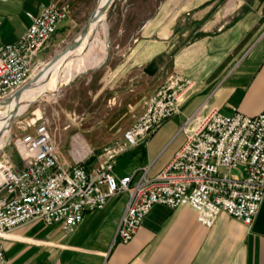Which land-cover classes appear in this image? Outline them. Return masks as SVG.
<instances>
[{"label": "crops", "instance_id": "1", "mask_svg": "<svg viewBox=\"0 0 264 264\" xmlns=\"http://www.w3.org/2000/svg\"><path fill=\"white\" fill-rule=\"evenodd\" d=\"M47 1L0 0V41H15L28 25L26 13L37 14ZM55 1L67 7L68 15L59 22L43 60L58 36L80 25L70 42L76 37L97 3ZM91 4L86 19L78 21L84 13L76 11ZM105 24L100 36L106 56L112 51L124 58L120 65L93 66L100 70L91 77L100 85L94 97L104 95L110 101V115L118 111L119 88L120 106L133 103L135 59L142 69L152 59L163 60L158 73L141 84L145 95L137 117L161 70L194 81L178 101V114L164 121L146 143L116 159V176L138 175L146 166L147 176L154 177L183 143L178 132L191 116L199 120L210 109L225 115L237 109L254 116L264 109V0H114ZM66 146L57 142L60 160ZM127 198L117 194L102 209L87 213L72 234L41 220L13 229L11 237L1 241L4 264H101L104 257L110 264H264V196L249 225L221 212L205 227L188 207L154 205L132 239L122 244L113 241Z\"/></svg>", "mask_w": 264, "mask_h": 264}, {"label": "built area", "instance_id": "2", "mask_svg": "<svg viewBox=\"0 0 264 264\" xmlns=\"http://www.w3.org/2000/svg\"><path fill=\"white\" fill-rule=\"evenodd\" d=\"M67 15L66 6L48 0L37 14L26 13L28 25L15 41H0V102L43 66V52ZM193 86L189 77L167 75L119 139L99 149L83 142L77 152L71 138L64 160L47 123L35 117L12 139L14 154L0 153V264L5 263L1 241L10 238L13 229L41 220L72 234L87 213L121 193L128 198L113 242L130 241L154 205L188 207L205 227L221 212L249 225L264 196V109L254 116L237 109L228 115L210 109L199 120L191 116L178 132L183 143L154 177L147 176L146 166L138 175L118 177L114 172L120 155L146 143L164 121L178 114V101ZM236 169L239 175L231 176ZM101 264L110 263L104 257Z\"/></svg>", "mask_w": 264, "mask_h": 264}, {"label": "rangeland", "instance_id": "3", "mask_svg": "<svg viewBox=\"0 0 264 264\" xmlns=\"http://www.w3.org/2000/svg\"><path fill=\"white\" fill-rule=\"evenodd\" d=\"M93 6L94 4H91L88 9L76 11V15L84 13V15L80 18L78 17L77 20L81 22L85 20ZM79 27L80 25L74 26L70 31L63 33L62 36H58L57 39L54 40L53 44L48 48L44 59L45 61L43 62H47L56 53L63 50L67 43H69L75 36ZM102 33H104V31H99L98 34V38L101 41H103L101 38ZM91 34L92 39L89 38V44L91 41L92 43L94 42L96 31L93 30ZM61 39L62 42H59ZM95 51L99 53L100 49L95 48ZM104 52L105 54L103 59L96 66H116L122 64L121 62L124 59L123 57L112 51H110L106 56L105 48ZM71 58H75V56H71ZM155 59L157 60V65L163 63L161 58ZM138 60L139 59H135L133 61L135 65L133 74L135 81L134 95L132 99L133 103L131 106H120V95H122V89L120 90L119 88L118 111L116 114H113L112 112L110 115V101L105 99L104 95L101 98L97 96L94 97V92L100 87V85L97 82L98 80L91 77L94 76L95 72H99L100 70L96 67H91V69L76 74L68 83L62 82L59 92L54 100L47 96L39 98L36 101H32L23 113L15 116L9 126V142L3 147L0 153L13 152L14 154L12 139L16 135H19L28 129L35 117H41L39 122L44 121L47 123V128L51 133L53 140H56V144L57 142L59 144H67L66 148L62 150V156L64 159H67V149L69 148V141L71 138H74V144L77 139L76 137H78L82 142L92 148L119 139L122 131L126 129L137 117L145 95V90H142L141 84L145 85V78L149 75L143 72L141 66L137 65ZM157 73L158 70H156V72L149 77L152 78ZM166 76V69L161 70L158 81L153 84L150 90L152 91V89H154ZM121 79L123 80L124 77ZM75 149L78 152L79 147ZM230 174L231 176L236 177L238 172L237 170H232Z\"/></svg>", "mask_w": 264, "mask_h": 264}, {"label": "bare ground", "instance_id": "4", "mask_svg": "<svg viewBox=\"0 0 264 264\" xmlns=\"http://www.w3.org/2000/svg\"><path fill=\"white\" fill-rule=\"evenodd\" d=\"M107 0H97L96 6L102 7ZM105 15L102 14L99 19L90 27L88 38H85L76 54H66L59 58L37 82H30L20 95L21 103L15 105L13 100H3L0 102V148L9 138V128L6 127L7 119L15 111V116L23 113L32 101H36L42 97H50L55 99L62 82L68 83L76 74L85 71L88 68L96 66L104 57V43L99 37V31H105ZM95 30V41L89 44V36ZM92 39V38H91ZM88 44L87 50L81 53L85 44ZM99 48V53L95 51ZM75 56V58H71ZM46 62L43 63V66ZM64 84V83H63ZM15 109V110H14ZM74 149L79 147L78 152L83 148V142L76 137ZM76 150V149H75Z\"/></svg>", "mask_w": 264, "mask_h": 264}, {"label": "water", "instance_id": "5", "mask_svg": "<svg viewBox=\"0 0 264 264\" xmlns=\"http://www.w3.org/2000/svg\"><path fill=\"white\" fill-rule=\"evenodd\" d=\"M114 0H107L105 4L99 8V6L95 5L93 11L90 13L89 17L85 21V23L82 25L80 28L79 32L77 33L76 37L66 45V47L56 53L53 57H51L44 66H42L39 71L34 75V77L28 81L26 84H24L22 87L17 89L13 94H11L9 97H7L5 100H13L14 104L17 105L21 103L22 101L20 100V95L22 91L26 88V86L32 81V82H37L39 78L44 74V72L50 68L59 58H61L63 55L66 54H76L77 50L80 48L83 40L85 38H88L87 35L89 33L90 27L99 19V17L102 14H106L108 10L110 9L112 3ZM88 48V44L86 43L81 51V53L85 52ZM157 60L153 59L150 63H148L145 67H143V72L146 73L149 76H152L157 68ZM15 110V109H14ZM15 118V111L12 112V114L8 117L7 119V125L6 127L9 128L11 125L13 119Z\"/></svg>", "mask_w": 264, "mask_h": 264}]
</instances>
